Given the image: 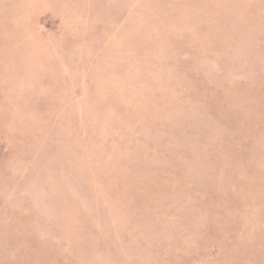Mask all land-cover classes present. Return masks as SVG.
Wrapping results in <instances>:
<instances>
[{
    "label": "rangeland",
    "instance_id": "rangeland-1",
    "mask_svg": "<svg viewBox=\"0 0 264 264\" xmlns=\"http://www.w3.org/2000/svg\"><path fill=\"white\" fill-rule=\"evenodd\" d=\"M0 264H264V0H0Z\"/></svg>",
    "mask_w": 264,
    "mask_h": 264
}]
</instances>
